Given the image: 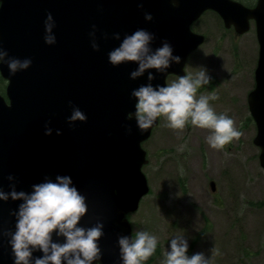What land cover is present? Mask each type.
Masks as SVG:
<instances>
[{
  "label": "water",
  "instance_id": "1",
  "mask_svg": "<svg viewBox=\"0 0 264 264\" xmlns=\"http://www.w3.org/2000/svg\"><path fill=\"white\" fill-rule=\"evenodd\" d=\"M209 9L218 10L227 27L235 25L239 35L250 29L249 20L256 21L260 51L248 105L264 168V0L253 10L229 0H177L175 7L171 0H0V47L9 57L32 61L15 75H10L7 64H0V75L8 83L7 100L0 93V188L9 192V185L15 183L17 191L31 192L32 185L45 178L55 182L57 175L70 176L88 205L79 226L104 224L99 264H123L118 237L133 238L126 216L139 209L150 190L142 171L148 162L142 143L151 137L159 117L141 132L131 92L149 83V72L155 76L154 87L166 86L169 75L185 76L188 57L204 41L190 26ZM49 13L55 21L53 45L44 41ZM145 13L153 19L146 21ZM93 25L99 51L91 47ZM137 29L155 34L153 50L167 41L181 63H173L164 73L148 70L136 80L130 73L137 64L111 65L108 53ZM114 33L120 34V40L113 39ZM72 106L87 116L86 122L69 125ZM45 125L52 129L51 135H45ZM9 175L15 180L9 181ZM210 186L215 192V182ZM20 203L0 201V230H13L16 217L11 213ZM53 240L64 242L55 233Z\"/></svg>",
  "mask_w": 264,
  "mask_h": 264
},
{
  "label": "rangeland",
  "instance_id": "2",
  "mask_svg": "<svg viewBox=\"0 0 264 264\" xmlns=\"http://www.w3.org/2000/svg\"><path fill=\"white\" fill-rule=\"evenodd\" d=\"M249 25L247 32L236 34L233 25L225 27L223 18L211 11L192 24L206 40L189 57L185 76L206 70L210 83L197 89L196 98L217 96L210 106L231 118L242 135L217 150L207 143L210 129L190 122L172 129L159 117L142 143L148 160L142 171L150 190L138 211L127 216L134 238L139 231L157 238L155 252L142 264H162L176 236L187 240L189 258L192 252L203 253L210 264H264V168L248 105L260 45L256 21ZM171 76L167 84L179 79Z\"/></svg>",
  "mask_w": 264,
  "mask_h": 264
},
{
  "label": "clouds",
  "instance_id": "3",
  "mask_svg": "<svg viewBox=\"0 0 264 264\" xmlns=\"http://www.w3.org/2000/svg\"><path fill=\"white\" fill-rule=\"evenodd\" d=\"M173 7L177 0H171ZM142 7V4H141ZM153 19L150 13H145V20ZM44 41L48 45L56 43L53 34L55 21L49 13L44 22ZM92 39L91 47L99 51L96 42V28L89 33ZM105 38H107L105 36ZM113 39L120 40V34L114 33ZM155 34L137 29L131 35H125L120 45L108 53L109 63L119 66L132 62L138 67L130 73V78L136 80L148 70L155 69L164 73L173 63H181V57L173 55V47L163 41L161 46L152 49L151 44ZM0 64H7L10 75L27 70L31 59L9 57L8 52L0 47ZM149 83L142 84L131 92L135 98V120L141 132L150 129L158 117H165L167 126L172 129H183L188 122L193 126L211 130L207 143L213 149H222L242 133L234 127V121L221 114L217 115L209 101L218 99L217 96H200L196 98L197 89L210 83L211 77L205 69L195 77L183 76L166 86L151 83L155 76L149 72ZM133 113L128 114V119ZM86 122L87 116L75 106L68 117L69 125L75 122ZM131 134V127H127ZM52 129L45 125V135H51ZM61 135L60 130L56 131ZM182 150V149H181ZM9 181L15 177L9 175ZM11 191L5 192L0 188V201H21L18 209L11 213L16 217V231L7 232L9 244L14 256V264H99L102 252L98 241L104 236V224L97 222L91 227L79 226L81 219L87 214L86 197L81 195L73 185L70 176L57 175L55 182L45 178L44 182L32 185L31 192L17 191L15 183L9 185ZM63 238V243L55 242L53 234ZM118 245L123 264H142L153 255L157 238L146 231H139L135 238L119 236ZM187 240L183 236L171 239V251L166 253L162 264H210L203 253H196L190 258L186 255ZM42 256H33L34 252Z\"/></svg>",
  "mask_w": 264,
  "mask_h": 264
},
{
  "label": "flooded vegetation",
  "instance_id": "4",
  "mask_svg": "<svg viewBox=\"0 0 264 264\" xmlns=\"http://www.w3.org/2000/svg\"><path fill=\"white\" fill-rule=\"evenodd\" d=\"M229 1L234 3V4L241 5L242 7L249 9V10L255 9L259 5V2H260V0H229ZM209 11L214 12V14H217L218 16L223 18V16L221 15V13L218 10L209 9L208 12ZM223 20H224V18H223ZM224 23H225V27H227L225 20H224ZM233 26H234V28H236L235 25H233ZM227 28H229V27H227ZM235 33H236V30H235ZM7 232H8L7 228L0 230V264H7V262L12 260V259H13V264H14V256L12 253L11 245L9 244L10 237L8 235H5V233H7ZM14 232L15 231H13V233Z\"/></svg>",
  "mask_w": 264,
  "mask_h": 264
},
{
  "label": "trees",
  "instance_id": "5",
  "mask_svg": "<svg viewBox=\"0 0 264 264\" xmlns=\"http://www.w3.org/2000/svg\"><path fill=\"white\" fill-rule=\"evenodd\" d=\"M6 84H7L6 81L0 75V89L3 90L4 88L2 89V87H4ZM4 94H5V92H4Z\"/></svg>",
  "mask_w": 264,
  "mask_h": 264
}]
</instances>
